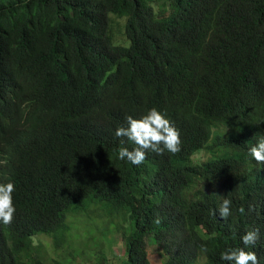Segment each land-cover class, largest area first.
Instances as JSON below:
<instances>
[{
    "label": "trees",
    "instance_id": "16d2710c",
    "mask_svg": "<svg viewBox=\"0 0 264 264\" xmlns=\"http://www.w3.org/2000/svg\"><path fill=\"white\" fill-rule=\"evenodd\" d=\"M151 108L181 151L120 161L135 145L116 128ZM262 136L264 0H0V184L16 208L0 264H78L48 263L33 240L62 246L69 214L93 205L129 220L117 264H150L149 237L162 264H228L220 254L254 229L245 250L264 264V164L248 154Z\"/></svg>",
    "mask_w": 264,
    "mask_h": 264
},
{
    "label": "clouds",
    "instance_id": "9594fccd",
    "mask_svg": "<svg viewBox=\"0 0 264 264\" xmlns=\"http://www.w3.org/2000/svg\"><path fill=\"white\" fill-rule=\"evenodd\" d=\"M125 123L126 126L116 128L115 136L130 141L135 147L131 150L128 147H120L117 154L120 161L126 160L132 165L139 166L145 161L146 153L149 151L156 155H163L165 151L171 154L181 151L179 131L156 108L149 109L139 119L127 116ZM248 154L256 163L264 164V136L249 149ZM14 191L15 185L13 183L0 184V222L4 225L11 224L16 212L12 197ZM231 203L227 198L222 199L216 210L221 219L225 220L232 215ZM239 212L244 213L245 209L241 207ZM213 214L215 215V212ZM258 239L259 229L245 232L240 237L243 247L225 250L220 254V259L228 262V264H259L256 253L245 250L248 247H254ZM201 251L207 252V249L201 248Z\"/></svg>",
    "mask_w": 264,
    "mask_h": 264
},
{
    "label": "rangeland",
    "instance_id": "374dc122",
    "mask_svg": "<svg viewBox=\"0 0 264 264\" xmlns=\"http://www.w3.org/2000/svg\"><path fill=\"white\" fill-rule=\"evenodd\" d=\"M156 10V6H154ZM109 26L117 29L119 38L123 39V28L125 19L109 15ZM221 133L230 135L232 131L221 129ZM207 155L204 152L195 154L191 159L195 163L197 159L204 161ZM200 185H197L195 190ZM202 190L206 191L205 188ZM92 212V219L88 217ZM89 221H88V220ZM70 232L66 235L64 244L54 249L53 240L48 236H40L33 240L35 245L40 244L46 253L48 263L62 256L74 257L72 263L78 264H117L123 259L124 241L117 228L129 227V220H122L114 216H106L97 205L87 208L84 212L69 214L66 218ZM150 238V237H149ZM146 238L147 258L150 264H162L163 254L154 241ZM104 256V262L100 261ZM71 260V259H70Z\"/></svg>",
    "mask_w": 264,
    "mask_h": 264
}]
</instances>
